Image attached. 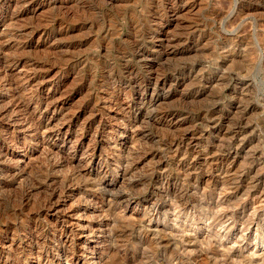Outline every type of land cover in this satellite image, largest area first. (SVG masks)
Returning <instances> with one entry per match:
<instances>
[{
	"label": "rangeland",
	"instance_id": "obj_1",
	"mask_svg": "<svg viewBox=\"0 0 264 264\" xmlns=\"http://www.w3.org/2000/svg\"><path fill=\"white\" fill-rule=\"evenodd\" d=\"M0 45V264H264V0H0Z\"/></svg>",
	"mask_w": 264,
	"mask_h": 264
},
{
	"label": "bare ground",
	"instance_id": "obj_2",
	"mask_svg": "<svg viewBox=\"0 0 264 264\" xmlns=\"http://www.w3.org/2000/svg\"><path fill=\"white\" fill-rule=\"evenodd\" d=\"M2 40V39H1ZM2 44V43H1ZM1 46V45H0ZM4 49V48H3ZM145 89V88H144ZM27 104V103H26ZM27 107V106H26ZM40 118V117H39ZM35 119V118H34ZM36 121V120H35ZM32 123V122H31ZM33 124H34V121H33ZM41 124V123H40ZM36 125H37V127L40 129L41 127L36 123ZM47 126H48V124H47ZM34 127V126H33ZM34 129V128H33ZM44 129V128H43ZM51 129V128H50ZM41 130V129H40ZM39 130V131H40ZM49 130V129H48ZM47 130V131H48ZM57 130H58V128H57ZM43 131V130H42ZM41 131V132H42ZM61 131V130H60ZM55 132V131H54ZM46 133V132H45ZM46 134H48V133H46ZM36 135V134H35ZM40 135V134H39ZM42 135V134H41ZM49 136L53 139V140H55V143H56V139H58L59 137H60V134L59 133H56V134H53L52 132H51V134H49ZM35 137V136H34ZM45 137V136H44ZM46 137H47V135H46ZM61 138V137H60ZM36 139V138H35ZM48 139V138H47ZM183 139V138H182ZM42 140H43V138H42ZM46 141V140H45ZM61 141V140H60ZM54 142V141H53ZM182 142V141H181ZM40 143V142H39ZM64 143V142H63ZM62 143V144H63ZM49 144V143H48ZM57 144V143H56ZM43 145V144H42ZM46 145V144H45ZM179 145H181V144H179ZM52 147H53V145H51ZM51 146H49V149H51L50 147ZM63 146V145H62ZM47 147V146H46ZM45 150V149H44ZM51 151V150H50ZM52 151H53V149H52ZM55 151V150H54ZM57 151V150H56ZM45 152V151H44ZM46 152H47V150H46ZM52 153V152H51ZM28 155V154H27ZM48 155H50V154H48ZM52 155H53V153H52ZM57 155V154H56ZM56 155H54V156H56ZM61 155V154H60ZM31 156V155H30ZM51 156V155H50ZM58 157V156H57ZM49 158V157H48ZM62 159V158H61ZM66 159H68L67 157H66ZM48 160V159H47ZM56 161V160H55ZM53 162V161H52ZM64 163H65V160H64ZM70 163V162H69ZM57 164H59V163H57ZM61 164V163H60ZM66 164H68V163H66ZM99 165V164H98ZM101 166V165H100ZM103 166V165H102ZM105 167V166H104ZM254 200V199H253ZM51 202H52V199H51ZM53 203V202H52ZM50 204V203H49ZM60 217V216H59ZM57 221H58V219H57ZM62 222H64V220H61ZM63 224V223H62ZM62 232V231H61ZM60 232V233H61ZM56 234V233H55ZM92 234V233H91ZM89 235V234H88ZM59 237V236H58ZM66 238V237H65ZM67 238H69V237H67ZM70 239V238H69ZM88 239V238H87ZM59 240V239H58ZM60 240H63V238H60ZM67 245V244H66ZM55 252H57V253H65L64 252V245H60V243H59V245L58 246H56L55 247V249H53ZM97 261V260H96Z\"/></svg>",
	"mask_w": 264,
	"mask_h": 264
}]
</instances>
